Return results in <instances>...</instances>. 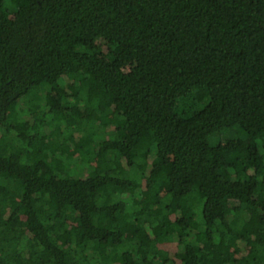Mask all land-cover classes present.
Returning <instances> with one entry per match:
<instances>
[{"label": "trees", "instance_id": "16d2710c", "mask_svg": "<svg viewBox=\"0 0 264 264\" xmlns=\"http://www.w3.org/2000/svg\"><path fill=\"white\" fill-rule=\"evenodd\" d=\"M0 264H264V0H0Z\"/></svg>", "mask_w": 264, "mask_h": 264}]
</instances>
